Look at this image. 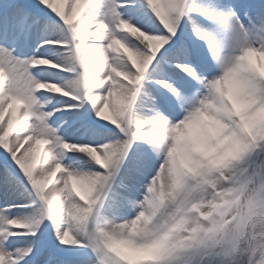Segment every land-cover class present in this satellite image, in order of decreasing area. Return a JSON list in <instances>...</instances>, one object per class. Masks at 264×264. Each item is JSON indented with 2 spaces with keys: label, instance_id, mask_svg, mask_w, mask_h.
Returning a JSON list of instances; mask_svg holds the SVG:
<instances>
[{
  "label": "snow or ice",
  "instance_id": "snow-or-ice-1",
  "mask_svg": "<svg viewBox=\"0 0 264 264\" xmlns=\"http://www.w3.org/2000/svg\"><path fill=\"white\" fill-rule=\"evenodd\" d=\"M38 2L67 26L69 37L45 27L34 52L24 59L17 55L16 45L28 41L43 21L22 3H10L0 11V99L5 101L0 111L16 99L28 117L11 139L13 123L11 127L8 120L0 124V151L20 170L17 174L6 165L3 171L0 264H133L122 246L143 253L145 264H264V244L255 243L247 228L251 220L264 215V192L246 201L247 215L236 213L218 222L214 214L199 211L202 194L220 187L211 177L222 175L257 150L258 158L264 159L261 110L238 105L229 113L217 103L216 93L217 80L233 78L257 102L264 101V72L252 59L264 56V0H159V8L156 0H103L107 10L95 20L85 16L90 6L101 7L100 0H88L90 6L78 23L50 0ZM124 29H130L132 36ZM134 29L156 38L161 46L157 49L137 39ZM113 39L142 61L133 66L125 57L114 65L131 73L134 85L127 79H118L115 88L111 80L105 83L111 69L88 76L90 65L99 66ZM60 46L66 51L60 53ZM41 50L71 57V62L50 64L52 57L42 56ZM40 66L59 67L71 78L62 84L42 82L33 74ZM48 84L57 85L55 93L62 90L60 95L71 99L45 113L38 99L42 88L37 86ZM210 104L220 109L215 118L230 125L229 134L243 149L218 155L203 171L185 173L174 187L177 215L197 214L199 222L183 241L173 244L171 232L160 227L161 213L171 198L160 175L168 150L161 142L160 124H178L190 111H203ZM58 114L75 117L71 123L65 119L64 125H79L76 130L88 140L70 142L62 134L63 125L50 127ZM153 118L159 122L148 123ZM41 144L50 146L43 167L34 174ZM101 148L110 153L105 166L91 154ZM68 153L87 155L98 170L65 165ZM58 170L62 174L48 189ZM247 171L244 165L241 174L228 177L224 186L235 190L258 183L264 187V173L255 171L249 177L244 175ZM25 196L34 199L20 203ZM18 208L35 211L14 216Z\"/></svg>",
  "mask_w": 264,
  "mask_h": 264
},
{
  "label": "clouds",
  "instance_id": "clouds-1",
  "mask_svg": "<svg viewBox=\"0 0 264 264\" xmlns=\"http://www.w3.org/2000/svg\"><path fill=\"white\" fill-rule=\"evenodd\" d=\"M156 7L159 8V0H156ZM161 23H164V17H159ZM137 39L146 40L151 43L154 48L161 46L160 42L156 38L147 37L146 34L140 33L138 30H133ZM129 56L137 57L138 55L129 49ZM129 63H132L131 59H128ZM139 62L142 63L141 60ZM38 88H42L49 92H57V85H38ZM216 93L218 96V104L223 106L224 110L231 112L235 106L244 105L251 106L255 105L256 109L261 110V117H264V101L257 102L253 97L249 96L244 89L236 82L233 78L220 79L216 82ZM59 94H64L62 90H59ZM220 109L214 104L208 105V107L201 110L190 111L185 118L175 125H164L160 124V128L163 129V135L161 142L168 145V150L165 154L164 163L161 165L162 172V187L164 191L170 194V200L168 203L167 210L161 213L160 227L166 231L171 232V242L178 244L183 241L187 236V231L196 226L199 222L197 214L186 213L184 216L177 215V209L175 207L176 199L178 198L174 194V187L178 186L179 181L188 172H200L205 167L213 162L214 160H203L199 157L192 156L191 154H185L181 150V135L184 128L189 124H199L205 127H211L215 134L217 142L221 148V154L232 153L238 154L242 151L243 145L239 144L232 135L229 134L230 125H225L221 120L215 118L214 113ZM159 118H153L148 123H158ZM157 129H154L156 131ZM91 154L98 158L97 162L104 161L102 166H105L107 161L110 159V153L104 148L99 151L91 150ZM239 172V165H234L229 169H226L222 175H216L211 177L216 184L220 187H225L222 178L236 175ZM229 192L232 189H227ZM218 194H214L211 191H205L202 194L203 207L200 208V213L207 216L208 214H214V218L219 222L223 220L225 215H233L236 213L248 214V208L246 203L243 205L239 204V198L236 201L237 207L233 208L229 206L221 211L222 205L218 204L219 207H214L217 203L214 201L217 199ZM221 199H223L221 197ZM225 203H227L225 201ZM219 213L217 216L216 214ZM250 238L259 244H264V215L255 217L247 224Z\"/></svg>",
  "mask_w": 264,
  "mask_h": 264
},
{
  "label": "bare ground",
  "instance_id": "bare-ground-1",
  "mask_svg": "<svg viewBox=\"0 0 264 264\" xmlns=\"http://www.w3.org/2000/svg\"><path fill=\"white\" fill-rule=\"evenodd\" d=\"M35 1H36V3H39L38 0H35ZM50 3L54 4V6L57 7L60 11H61V9L59 8L60 3H61V5L67 4L68 11H69V9H73L75 11L77 10V12H78L79 11L78 9L80 8L77 0H50ZM84 3L85 4L83 5V9L86 11L87 7H89L90 5H86L88 3V0H86ZM100 3H101V7H99V8L96 7L95 4L90 6V9L88 10V12L86 14L85 19L95 20L101 16L102 12L105 10V7H103V0H100ZM45 27H47L50 32H54L57 35L64 37L65 39H67L69 37L68 30L66 28H63L60 25H58L55 20H53L51 18L44 19L41 27L39 29H34L32 37L28 41H26L29 43L27 50H19V52H18L19 55H22V56L32 55L37 44L40 42V39L43 37V28H45ZM84 30L85 29H81V31H84ZM128 34L130 36H132V32L130 29H129ZM133 38H135V37H133ZM84 39H86V37ZM22 42H25V41H21L20 43H22ZM20 43H18L16 45L17 48L19 47ZM117 43H118V45H117ZM111 44L115 45V46L117 45V47L120 44L125 45L123 42L116 40V39H113ZM128 51H129V48H128ZM63 52H65V51L60 50V53H63ZM108 52H111L109 50V48L106 52H104L100 56L99 66H97L96 64L90 65V71H89L90 76L89 77L94 78L96 75H101L105 71L111 69L112 75L110 77H111V81L113 82V85L115 88L116 83L118 81L117 74H118V72H120V70L115 68L114 65L121 63L122 58H125V57L128 59L135 60V62L138 63L140 60V57H138V56L137 57H131V56H128L126 53H123L124 55H122V57H117L116 55H113V54L108 55ZM60 53H51V52L44 53V51L41 50L42 56L48 55V56L52 57L51 62L56 63L58 60L63 61L65 59H67V62H69V63L71 62V57L67 58V57L61 55ZM260 61H261L260 62V68H261L262 72H264V65H263L264 62L262 61L261 58H260ZM36 74L37 75L35 76V78L42 81V82H45V81L46 82H58V84H62L64 80L70 79V78H66V77H61V78L58 77V75L54 74L49 68H47L45 66H40L37 69ZM126 74L132 75L131 73H126ZM113 77H116L117 79L114 80ZM114 99H116V101L119 102V97H115ZM39 100L41 103L46 105V110H44L45 113L51 112L53 109L60 107V104H61V102L57 101L53 96L50 95V93L48 91H46L44 89H43L41 95L39 96ZM49 100L52 101L51 104L48 103ZM139 100H140V98H139ZM139 100H138V102H139ZM2 101H4V100L0 99V104ZM146 111H147V109L145 108L144 112H142L141 115H144L146 113ZM65 119H67L69 121L70 117L68 116V117L60 118L57 121H55L54 123H50L49 125H50V127H56V128H61V126L63 125L62 134L65 136V139H67L70 142L79 141L81 139H87L88 140V137H83L82 134L76 130L77 128H70L68 125H64ZM19 128L14 130L13 135H15V133L19 130ZM183 132H184V134H183L184 142L183 143L186 146H190V149L193 151L194 156L199 157L203 160H215L216 157L221 154V148L217 142L216 134L211 127H205V126L199 125V124H189L184 128ZM47 151H48V149L45 151V153L43 155V163L46 159ZM183 152H185V151L183 150ZM66 163H67V165L68 164L79 165V167L82 170H98V168L91 162L90 158L85 154L68 153ZM42 167H43V164L40 166L38 172L40 171V169ZM0 174H2V176H3V172H1ZM59 177H58V179H59ZM58 179H57V181H58ZM5 191L6 190H5V187L3 184V180H0V198H3L5 196ZM9 196H10V194H9ZM30 200H31V198L25 196L24 198L19 200V202H22V201L28 202ZM34 211L35 210H33V209L28 211V212H21V211L15 210L13 215L25 217ZM51 236H52V240H54L55 234L52 233ZM130 251L132 252L129 255L130 259L138 258L136 261V264H142L139 260L140 255H139V257H136V256H138V254H140V252H136L132 249H130Z\"/></svg>",
  "mask_w": 264,
  "mask_h": 264
},
{
  "label": "rangeland",
  "instance_id": "rangeland-1",
  "mask_svg": "<svg viewBox=\"0 0 264 264\" xmlns=\"http://www.w3.org/2000/svg\"><path fill=\"white\" fill-rule=\"evenodd\" d=\"M0 3L2 4V0H0ZM0 4V5H1ZM39 8L41 7V5L38 3V5H37ZM107 9L105 8V10L104 11H106ZM103 11V12H104ZM103 12H102V14H101V16L103 15ZM74 16H75V14L71 11V13H69L68 14V19H72V18H74ZM72 17V18H71ZM59 19V18H58ZM114 49H115V52H119V54H120V51H118V48L115 46V45H113L112 46ZM109 50H110V48H109ZM111 51V50H110ZM112 52V51H111ZM113 53V52H112ZM113 55H115L114 53H113ZM259 57L262 59V61L264 62V56H260L259 55ZM24 58H27V57H24ZM23 59V58H22ZM51 64V63H50ZM50 67V66H49ZM51 68V70H56V67L55 68H53V67H50ZM35 69H33V71H34ZM50 94H51V96H53L54 98H56V99H58L57 98V94L56 93H51V92H49ZM5 103V101H2L1 102V104L0 105H3ZM41 106H42V108H41V111H43L44 112V110H46V106L44 105V104H41ZM73 120V118H71V119H69V121L71 122ZM50 126V125H49ZM86 137V136H85ZM87 141V139H81V140H79V141H75V142H73V143H76V142H86ZM181 150L183 151H185V154H191L192 156H194L193 155V151L190 149V146H186L184 143H183V141H182V139H181ZM258 152L259 151H256V153L255 154H253L252 156H250V157H247L244 161H240V162H236L234 165H239V172L238 173H236V175H239V174H241V169L244 167V165L248 168V171L245 173V174H247L246 176H249V177H251L252 175H253V172H255V171H260V172H262V173H264V159H261V158H258ZM66 160H67V158L64 160V164L66 163ZM94 164V163H93ZM65 165H67V163L65 164ZM95 165V164H94ZM96 166V165H95ZM97 167V166H96ZM226 170V169H225ZM224 170V171H225ZM2 171H4V170H1V172ZM0 172V173H1ZM3 179V176L2 175H0V180H2ZM227 179V177H225V178H222V182H223V184H224V181ZM230 187H219V188H217L216 189V191H215V193L214 194H218L219 192H221V191H223V193H224V195H223V199H221V197L220 196H218L217 195V199L214 201V203H217V204H221L222 205V208H221V211H223L224 210V208H227V207H229V206H232L233 208H235V207H237V205H236V201H237V199L239 198V204L240 205H243V204H245L246 203V201L250 198V197H252V196H254L257 192H264V187H262L260 184H255V185H253L252 183H249V184H247L246 186H244V187H238L237 189H235V190H233L232 189V191H228L227 189H229ZM231 189V188H230ZM212 192V191H211ZM225 201L227 202V203H225ZM20 203H23V202H20ZM18 209H20V208H18ZM18 209H16V211H18ZM217 216L219 215V213H217L216 214ZM230 217H231V214H229V215H225L224 217H223V220H228V219H230ZM222 220V221H223ZM123 247V248H122ZM121 247V250L125 253L126 251V253H125V255H127L129 258H130V254L132 253L131 251H130V249L128 248V247H124V246H122ZM139 255H140V257H142V259H143V262H144V264H145V258H144V254L143 253H140V254H138V256H136V257H139ZM137 259L138 258H132V259H130L132 262H133V264H136V261H137ZM125 264H128V261H125Z\"/></svg>",
  "mask_w": 264,
  "mask_h": 264
}]
</instances>
